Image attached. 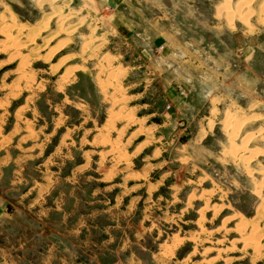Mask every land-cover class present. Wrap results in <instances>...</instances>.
<instances>
[{"label": "rangeland", "instance_id": "374dc122", "mask_svg": "<svg viewBox=\"0 0 264 264\" xmlns=\"http://www.w3.org/2000/svg\"><path fill=\"white\" fill-rule=\"evenodd\" d=\"M221 2L0 0V264H264V0Z\"/></svg>", "mask_w": 264, "mask_h": 264}, {"label": "crops", "instance_id": "0c3cea01", "mask_svg": "<svg viewBox=\"0 0 264 264\" xmlns=\"http://www.w3.org/2000/svg\"><path fill=\"white\" fill-rule=\"evenodd\" d=\"M125 1L126 0H107V2H108L109 5H113L111 8H113L114 10H117V11H120L121 12L122 19L120 18V20L123 21L121 26L129 27L131 29L132 28L133 29L134 28L136 29V27L138 26V23L134 20V18L132 16H127L125 12L123 13V11L126 10L122 6L125 3ZM129 9H131V8H129ZM167 93H168V96H169V98H170V100L172 102H175V103H178V104H183L184 103V98L182 96L180 97L176 92L173 93L172 92V89H167ZM61 180L64 181L65 180V176L62 177ZM44 198L48 199V195L46 194L44 196ZM55 209H54V212L52 213L53 218H62L63 216L61 215V213L58 212V211H56ZM69 215L72 216V217L69 216V218H67V221H66L67 222V225H65L64 227H62V230L57 231L54 235H56V236L59 235L61 238L62 237L68 238L69 236H73L74 235V231L75 230L73 228L75 226L73 224H76L77 223V220L72 219L74 217L73 216L74 213H70ZM54 220L50 221L49 224L50 225H53V226L60 224V223H57L56 220L55 221ZM62 223L65 224V222H62ZM68 224H70V225H68ZM50 234H52V232ZM83 235H84V238H86V234L84 233ZM60 237L59 238L58 237L55 238L56 239V241H55L56 243L53 242L52 245H51V247H50V249L56 250V251H57L58 248L59 249L69 250L68 247L65 248V247L60 246V244H61V242H60V239L61 238ZM84 238H81V242L80 243H83L84 242ZM87 239H88V237L86 238V241H87ZM64 243L69 245V241L68 240H64ZM91 246L92 247H90V249H92V250L94 249V251H97L96 246L98 247V249H100V252H97L98 258H97V263L96 264H145L144 261H141L135 255H133V253L130 250L129 251H126L127 248H126V250H125V248H122V247H120L118 249L119 252H124V254H125V252L127 253V256H125L124 260L121 261L120 259H117V255H115V258L109 261V260L106 259V256L103 253V251H110V249H109L110 247L103 248L102 247V243H97V244H94L93 243ZM76 247H78V245ZM81 247H83V246H81ZM70 248L74 249V247H70ZM76 249L78 250V248H76ZM158 254L159 253L152 255V261L154 263H156V264H164V263H167L168 262V260L167 261L163 260L160 256H158ZM66 257H69V256H66ZM72 257L70 256V258H66L65 261L63 262V261H61L58 258V256H53V258L51 260V264H79L78 262L74 261V259ZM177 259H179V260H176V261L170 260V261H172L171 263L176 264V262H178L180 260H183L182 258H177Z\"/></svg>", "mask_w": 264, "mask_h": 264}, {"label": "bare ground", "instance_id": "6f19581e", "mask_svg": "<svg viewBox=\"0 0 264 264\" xmlns=\"http://www.w3.org/2000/svg\"><path fill=\"white\" fill-rule=\"evenodd\" d=\"M223 2H221L222 4L221 5H219V6H217L216 7V13H215V15L218 17L219 15H221V14H225L226 15V17H227V24H228V26H230V27H232L233 26V13L235 12H233V11H231V0H222ZM240 2V1H239ZM252 2V1H251ZM247 6V5H246ZM245 6V3H243V2H240L238 5H237V7H236V13H240V10L243 8V7H246ZM260 10H261V8H260ZM262 11V10H261ZM235 13V15H237ZM262 13V12H261ZM223 16V15H222ZM261 16V15H260ZM264 16V15H263ZM238 17V19L240 20V21H244L245 23H246V20H247V18H248V16H247V18L246 17H241V15H238L237 16ZM262 17V16H261ZM24 46V45H23ZM22 47V46H21ZM20 47V48H21ZM19 48V49H20ZM20 52V51H19ZM38 59V58H37ZM248 121V120H247ZM247 121L246 122H244L245 124L247 123ZM249 122V121H248ZM238 126V125H237ZM227 128V127H226ZM234 128H236V127H234ZM238 129V128H237ZM236 130H234V132H235ZM238 132V131H237ZM260 132V131H259ZM239 134V133H238ZM230 138V137H229ZM237 139V138H236ZM239 148V147H238ZM238 150V149H237ZM240 151V150H239ZM256 151V150H255ZM259 152H261V151H259ZM239 153V152H238ZM237 153V154H238ZM260 155V154H259ZM253 156V155H252ZM255 156H257V155H255ZM234 157V156H233ZM254 157V156H253ZM257 186V185H256Z\"/></svg>", "mask_w": 264, "mask_h": 264}, {"label": "built area", "instance_id": "2783aa9c", "mask_svg": "<svg viewBox=\"0 0 264 264\" xmlns=\"http://www.w3.org/2000/svg\"><path fill=\"white\" fill-rule=\"evenodd\" d=\"M168 108H169V106L167 105V106H166V109H168Z\"/></svg>", "mask_w": 264, "mask_h": 264}]
</instances>
